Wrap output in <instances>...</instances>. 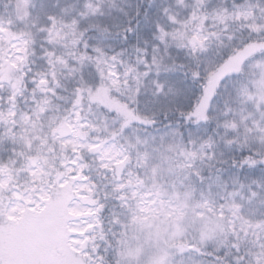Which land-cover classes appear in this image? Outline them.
<instances>
[{
	"label": "trees",
	"instance_id": "obj_1",
	"mask_svg": "<svg viewBox=\"0 0 264 264\" xmlns=\"http://www.w3.org/2000/svg\"><path fill=\"white\" fill-rule=\"evenodd\" d=\"M243 52H264V0H0V177L33 193L44 186L49 198L59 178L65 195L81 185L71 196L88 197L97 214L72 254L86 264H122L145 216L140 196L152 192L172 218L226 220L219 245L193 240L183 223L161 237L164 248L195 244L211 264H264V137L236 117ZM62 123L76 135L58 134ZM107 143L119 160L103 157ZM158 159L163 177L151 189ZM59 219L23 222L17 245L50 246Z\"/></svg>",
	"mask_w": 264,
	"mask_h": 264
},
{
	"label": "rangeland",
	"instance_id": "obj_2",
	"mask_svg": "<svg viewBox=\"0 0 264 264\" xmlns=\"http://www.w3.org/2000/svg\"><path fill=\"white\" fill-rule=\"evenodd\" d=\"M248 53L243 52L245 60L241 61L248 78L243 95L236 102V117L239 125L251 126L250 129L245 127L246 134L264 137V52L256 56L247 55ZM8 68L9 64L6 63L1 73L4 74ZM247 84L249 86L246 87ZM246 90L247 93L244 94ZM56 131L60 135L71 134V137L76 135L75 132L72 133L71 126L66 123L60 124ZM145 137L142 139L150 140L153 136ZM101 153L108 161H117L122 154L110 143L102 147ZM160 167L161 160L158 159L157 164L151 168L154 178L149 185L151 189L155 187L154 183L163 177L157 172ZM155 175H158L157 180H155ZM9 180L6 175L0 177V264H86L73 257L72 254L85 246L89 234L97 223V214L96 206L88 197L81 193L79 194L81 196L78 197L71 196L73 191L78 190L81 185H65V195L60 191V185L66 182L65 177L59 178V185L55 184L53 187L55 195L49 198L44 186L38 187L33 193L30 192L31 188L28 182L25 185L23 182L18 185H10ZM10 186L13 187L9 189ZM152 194L140 196L139 208L145 216L140 225L135 224L131 228L133 234H131V240L126 243L127 252L125 253L124 250L122 264H211L195 251L197 248L195 244L173 245L178 246L177 250L172 249L173 246L164 248L161 237L166 233L169 234L171 230L174 233H179V229L184 228L183 223H186L189 225L190 232L194 234H191L193 240H200L204 244L219 245L226 236L222 231L226 220L220 215L209 212H189L183 215V218L182 216L172 218V215L169 214L172 212L170 206L166 208V212L169 213L165 214L162 206L160 209L156 207ZM139 195V191L134 192L135 197H139ZM175 200L180 202L182 198L175 197ZM158 210L166 216L158 219L156 215L159 213ZM57 212L60 216L58 226L55 229L52 227L50 234L48 232L45 234V238L48 234V239L44 238L51 247H45L43 240L41 242L39 240V244H35L30 250H25L17 245L14 231L23 222L42 213L50 215L53 213L54 216ZM230 230L232 231L231 226ZM25 256H28L30 260ZM262 261L264 263L263 258Z\"/></svg>",
	"mask_w": 264,
	"mask_h": 264
}]
</instances>
